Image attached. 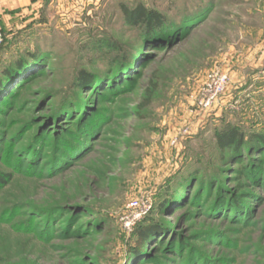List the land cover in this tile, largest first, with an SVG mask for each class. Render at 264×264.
<instances>
[{"label": "rangeland", "instance_id": "obj_1", "mask_svg": "<svg viewBox=\"0 0 264 264\" xmlns=\"http://www.w3.org/2000/svg\"><path fill=\"white\" fill-rule=\"evenodd\" d=\"M15 2L0 8V35L6 36L0 55H7L5 63L27 51L42 56V75L0 115V173L11 175L0 187V264H204L201 257L210 264H264V188L250 185L240 168L248 165V153L222 162L216 146L228 126L244 135L264 132V0ZM137 4L175 22L195 13L205 19L168 51L144 48L138 74L112 94L96 81L142 43L121 12ZM82 71L94 78L89 86L76 85ZM216 72L226 84L201 108V90ZM93 110L102 120L85 150L49 177L42 159L49 158L51 137L74 131L80 115ZM40 130L47 137L38 159L22 158ZM251 155L253 166L264 168V151ZM192 172L199 183L225 179L230 195L252 194L253 214L224 220L204 193L191 204L196 183L159 211L165 190ZM32 207L59 210L46 228ZM149 220L168 230L134 260V231ZM179 245L177 254L168 251ZM188 248L192 262H184Z\"/></svg>", "mask_w": 264, "mask_h": 264}, {"label": "trees", "instance_id": "obj_2", "mask_svg": "<svg viewBox=\"0 0 264 264\" xmlns=\"http://www.w3.org/2000/svg\"><path fill=\"white\" fill-rule=\"evenodd\" d=\"M121 12L124 18V21L130 27L137 29L140 32V38L142 43L137 48L135 47L133 51L127 54L125 57H122V61L116 63L112 72L102 79H97L98 85L101 87L107 88L110 93H119L122 91V87L119 86L125 82H129L131 75H137L141 64L139 61L145 59V53L143 49L148 50H157L159 54L164 51H168L172 45L175 43L184 40L187 38L193 29L199 26L205 19V14H196L184 16L181 21L175 22L171 19L169 20L159 12L151 9H147L142 4H137L132 8L121 7ZM4 36V35H3ZM4 41H6V36H4ZM111 50L118 49L117 45L106 44ZM1 48V47H0ZM144 53V54H142ZM41 57L30 51L25 52L24 54H17L15 58H12L7 63L0 67V115H6L7 112L12 107V101L24 90L29 87V84L32 80L42 75L41 70ZM139 65L137 69L135 66ZM39 68V69H37ZM35 70V74H30L27 77H24L30 71ZM94 81V78L88 74L86 71L79 73L76 81V85L79 87L89 86ZM118 86V87H117ZM117 87V89H115ZM115 89V90H114ZM92 92H95L92 90ZM94 94V93H93ZM81 102V101H80ZM72 104V103H71ZM70 104V105H71ZM69 106V105H67ZM71 106L81 105L73 104ZM67 108H62L61 111L64 112L62 115H65L64 119L67 118L68 113H66ZM77 110V109H76ZM83 111H81L82 113ZM101 112L93 110L90 114L80 115V121L78 126L74 128V131L71 132H62L56 133L51 137V153L49 158H43L48 162V168L46 169L49 172V177L53 176L54 170H59L60 167L73 162L79 154L85 150V142L89 139L93 129H97L101 122ZM63 119V120H64ZM47 137L43 130L33 137L31 140V145L28 147V153L23 154V157H29L30 160L38 159L39 151L41 150V145H43V139ZM218 155L222 162H225L229 156H234L235 158H240L243 153H248V165L240 167L244 171V175L247 181L250 182L252 186H263L264 188V168H259L254 165L252 158V153L257 152V154L263 153L264 151V132L257 134L256 132H251L249 135H244L241 131H238L232 127H226L217 135L216 139ZM85 144V145H84ZM26 151V152H27ZM27 157V158H28ZM33 163H29V168ZM71 164V163H70ZM52 173V174H50ZM197 173L192 172L186 175L184 178H177L172 182L170 188L166 189L158 203V210L161 211L165 207H169L178 197L182 199L185 198V193L188 189L191 190L193 184H198L197 190L192 196L191 204H196L198 202V197L201 194L204 195V200L209 201L210 208L213 210V213L219 214L224 220L231 218L232 221H242L240 216L238 218L235 215L239 214H248L250 217L253 214L252 205L250 204L253 199L252 194H240V195H231L227 193L224 189L225 179H218L217 177H208V180L197 178ZM205 178V177H204ZM262 182L260 183V180ZM11 180V175L0 173V187L5 186ZM202 180V181H201ZM216 185L218 190L216 193L212 192L209 188L211 184ZM189 199V197H188ZM187 200V199H186ZM32 207L31 209L39 213L40 222L45 224V227L48 228L49 222L54 220L53 212H56L59 209L54 210H41ZM210 209V210H211ZM251 209V210H250ZM250 210V211H249ZM249 211V213L247 212ZM60 212V211H58ZM32 221H30V224ZM41 223H38L34 227L37 229L42 226ZM73 219L70 218V221L66 225V231L72 229ZM45 228V229H46ZM32 231V228L28 229ZM168 229L161 227L160 225L152 222L146 221L145 223L140 224L134 231V239L136 240L135 246L132 247V258L138 259L139 257L144 256L148 248L153 247L156 244L154 242L155 236L164 235V232ZM74 233H78L74 231ZM183 246H178L177 250L169 248L168 251L172 252L173 250L178 251ZM191 248V247H190ZM186 256L185 261L192 262V259H196L195 253H190ZM169 252V253H170ZM177 254V253H176ZM193 255V258H192ZM199 256V254H198ZM202 263L210 264L211 262L205 257L202 258ZM191 264V263H190Z\"/></svg>", "mask_w": 264, "mask_h": 264}, {"label": "built area", "instance_id": "obj_3", "mask_svg": "<svg viewBox=\"0 0 264 264\" xmlns=\"http://www.w3.org/2000/svg\"><path fill=\"white\" fill-rule=\"evenodd\" d=\"M2 43V37L0 35V44ZM225 78L220 76L217 72L209 76L208 82L205 84L204 88L201 90V98L199 106L201 108H208L212 105L218 94L223 90L225 86ZM140 215L138 214L135 218L136 220ZM130 220V219H129Z\"/></svg>", "mask_w": 264, "mask_h": 264}, {"label": "crops", "instance_id": "obj_4", "mask_svg": "<svg viewBox=\"0 0 264 264\" xmlns=\"http://www.w3.org/2000/svg\"><path fill=\"white\" fill-rule=\"evenodd\" d=\"M15 1H12V0H0V8H9V7L16 6L17 2H15ZM1 6H3V7H1ZM2 28H3V31L6 30V32L10 31V29H11V28H8V27H6V29H5V27H2ZM7 59H8L7 55L6 56H1L0 55V67L3 65V63H5L7 61Z\"/></svg>", "mask_w": 264, "mask_h": 264}, {"label": "water", "instance_id": "obj_5", "mask_svg": "<svg viewBox=\"0 0 264 264\" xmlns=\"http://www.w3.org/2000/svg\"><path fill=\"white\" fill-rule=\"evenodd\" d=\"M2 37V43L0 44V47H1V45L3 44V42H4V37L3 36H1Z\"/></svg>", "mask_w": 264, "mask_h": 264}]
</instances>
